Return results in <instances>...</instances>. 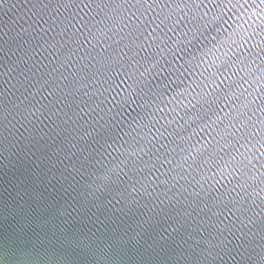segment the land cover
I'll use <instances>...</instances> for the list:
<instances>
[{
  "label": "water",
  "instance_id": "1",
  "mask_svg": "<svg viewBox=\"0 0 264 264\" xmlns=\"http://www.w3.org/2000/svg\"><path fill=\"white\" fill-rule=\"evenodd\" d=\"M0 264H264V0H0Z\"/></svg>",
  "mask_w": 264,
  "mask_h": 264
}]
</instances>
